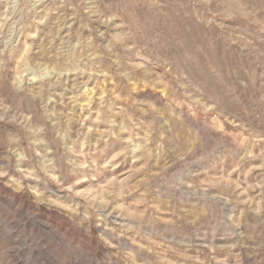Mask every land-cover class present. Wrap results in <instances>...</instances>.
Masks as SVG:
<instances>
[{
    "label": "rangeland",
    "instance_id": "obj_1",
    "mask_svg": "<svg viewBox=\"0 0 264 264\" xmlns=\"http://www.w3.org/2000/svg\"><path fill=\"white\" fill-rule=\"evenodd\" d=\"M0 264H264V0H0Z\"/></svg>",
    "mask_w": 264,
    "mask_h": 264
}]
</instances>
